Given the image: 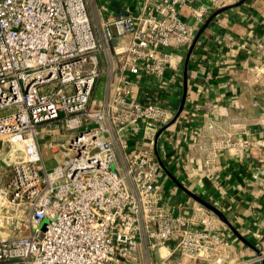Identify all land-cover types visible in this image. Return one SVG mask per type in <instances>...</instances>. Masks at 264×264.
Returning a JSON list of instances; mask_svg holds the SVG:
<instances>
[{"label":"built area","instance_id":"obj_1","mask_svg":"<svg viewBox=\"0 0 264 264\" xmlns=\"http://www.w3.org/2000/svg\"><path fill=\"white\" fill-rule=\"evenodd\" d=\"M235 1L0 0V141L17 151L0 171V264L264 262L237 255L201 204L172 210L160 185L176 58ZM58 129L71 135L46 142L65 153L48 169L39 139Z\"/></svg>","mask_w":264,"mask_h":264},{"label":"crops","instance_id":"obj_2","mask_svg":"<svg viewBox=\"0 0 264 264\" xmlns=\"http://www.w3.org/2000/svg\"><path fill=\"white\" fill-rule=\"evenodd\" d=\"M238 1L210 20L188 59L191 45L178 54V75L162 101L175 116L184 92L185 98L157 148L165 149L160 185L172 210L198 203L187 191L195 193L225 217L226 223L218 218L217 223L230 234L235 253L245 256L264 250V0L233 6ZM258 40L263 41L260 50ZM233 100L242 107H234ZM227 137L248 141L213 151V141ZM206 158L212 159L209 167L202 165ZM191 166L197 168L194 176L188 174Z\"/></svg>","mask_w":264,"mask_h":264},{"label":"rangeland","instance_id":"obj_3","mask_svg":"<svg viewBox=\"0 0 264 264\" xmlns=\"http://www.w3.org/2000/svg\"><path fill=\"white\" fill-rule=\"evenodd\" d=\"M56 135L53 136H46L42 137L39 140L40 144V152L43 157V160L45 162V166L48 169H52L57 163V161L64 156V151L62 150H57L56 152L53 153V151L46 146V142L48 140H52L54 142H61L64 141L68 136H70V132L64 131L63 129L61 130H56ZM9 142L8 141H0V153L3 152V155H8L10 152L9 150ZM13 152V157L17 155V151L14 150ZM7 158V157H6ZM5 157H0V171L2 173V176L4 179H7V177L10 174V166L7 165L10 160L6 159Z\"/></svg>","mask_w":264,"mask_h":264},{"label":"water","instance_id":"obj_4","mask_svg":"<svg viewBox=\"0 0 264 264\" xmlns=\"http://www.w3.org/2000/svg\"><path fill=\"white\" fill-rule=\"evenodd\" d=\"M245 0H239L237 3L233 4V6H236V5H239L241 4L242 2H244ZM229 6H225V7H222V8H219L217 9L215 12H213V14L211 15V17L205 22V24L202 26V28L198 31V33L196 34V37L194 38L191 46H190V49H189V52L187 54V59L190 55V52L196 42V39L198 38V36L200 35V33L206 28V26L208 25V23L210 22V20L215 16L217 15L218 13L224 11L225 9H227ZM33 78H31L30 80H28V82H30L31 80H33ZM185 91V90H184ZM184 98H185V92L183 93L182 95V100H181V103H180V106L174 116V118L171 120V122H173V120L175 119V117L178 116L179 112L181 111L182 109V106H183V101H184ZM163 130V128H161L159 131H158V134ZM187 191V190H186ZM187 193L193 197L199 204H201L202 206H204L206 209H208L209 211H211L219 220L223 221V222H227L225 220V217L221 214V212L215 207L213 206L212 204H210L209 202H207L206 200L202 199L201 197L197 196L195 193L191 192V191H187ZM45 221L42 222L41 226L43 227Z\"/></svg>","mask_w":264,"mask_h":264},{"label":"bare ground","instance_id":"obj_5","mask_svg":"<svg viewBox=\"0 0 264 264\" xmlns=\"http://www.w3.org/2000/svg\"><path fill=\"white\" fill-rule=\"evenodd\" d=\"M12 158H13V152L10 151V152L8 153V155H7V159H8V160H11Z\"/></svg>","mask_w":264,"mask_h":264}]
</instances>
